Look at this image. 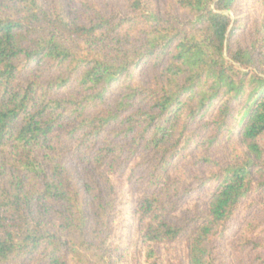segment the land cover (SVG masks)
<instances>
[{
	"label": "trees",
	"instance_id": "16d2710c",
	"mask_svg": "<svg viewBox=\"0 0 264 264\" xmlns=\"http://www.w3.org/2000/svg\"><path fill=\"white\" fill-rule=\"evenodd\" d=\"M231 235L264 264V0H0V264Z\"/></svg>",
	"mask_w": 264,
	"mask_h": 264
},
{
	"label": "rangeland",
	"instance_id": "374dc122",
	"mask_svg": "<svg viewBox=\"0 0 264 264\" xmlns=\"http://www.w3.org/2000/svg\"><path fill=\"white\" fill-rule=\"evenodd\" d=\"M232 16L236 18L238 14L236 12H232ZM242 21L245 23V20ZM236 238L237 236L231 235L230 237L221 239L219 242H217L218 251H219V255L221 257H224V259H228L234 264H241L244 260L248 259L249 256L234 250ZM227 251H230L229 253L230 257L226 256Z\"/></svg>",
	"mask_w": 264,
	"mask_h": 264
}]
</instances>
